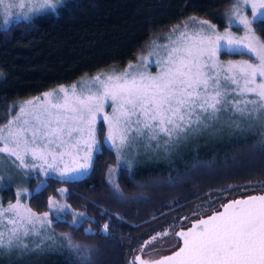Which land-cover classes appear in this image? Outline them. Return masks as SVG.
Segmentation results:
<instances>
[{"label": "snow or ice", "instance_id": "6c2138e0", "mask_svg": "<svg viewBox=\"0 0 264 264\" xmlns=\"http://www.w3.org/2000/svg\"><path fill=\"white\" fill-rule=\"evenodd\" d=\"M62 4L0 0V9L6 17L11 9H19L16 14L27 19L45 10L55 12ZM223 20V32L194 16L174 26L166 44L153 43L149 50V56L157 57L155 74L147 71L146 58L138 56L120 74L82 78L70 88L60 86L19 104V113L0 125V187L5 178L11 182L30 173H54L65 184L83 181L96 170L94 157L107 148L115 153V166L106 168L109 190L119 200L138 199L126 197L114 179L121 166L130 171L143 154L168 155L194 137L225 127L264 129V38L257 35L264 31V0H230ZM234 25L243 35L231 31ZM224 54L248 58L221 61ZM106 103L110 114H104ZM98 120L107 125L103 142L97 140ZM257 184V194L230 198L221 204L223 211L206 214V208L187 230L157 233L138 250L145 253L146 246L174 235L180 240L171 242V255L158 260L134 255L129 264H264V183L249 182L248 187ZM57 192L67 194L69 189ZM27 194L26 187H18L15 202L5 207L0 200V254L60 251L67 252L73 264H96V246L78 241L75 234L82 230L86 239L107 237L111 219L98 229L84 228V222L95 225L86 210L49 196L48 210L38 214L22 202ZM57 224L72 231L57 234L52 231Z\"/></svg>", "mask_w": 264, "mask_h": 264}, {"label": "trees", "instance_id": "16d2710c", "mask_svg": "<svg viewBox=\"0 0 264 264\" xmlns=\"http://www.w3.org/2000/svg\"><path fill=\"white\" fill-rule=\"evenodd\" d=\"M229 6L230 0H67L54 13L11 22L0 28V125L20 100L125 67L190 17L222 27ZM257 35L264 38V31ZM102 134L99 126L98 136ZM262 140L257 127L246 132L224 128L200 135L167 159L141 160L130 171L120 167L114 179L126 197L138 198L129 200H119L109 190L106 168L115 163L112 152L104 148L94 157L96 170L88 178L67 184L48 178L27 203L41 212L49 195L58 187L68 188L64 200L73 209L86 210L95 221V225L84 222V228L98 229L111 219L107 237L86 239L82 230L75 234L78 241L96 246V264H129L134 250L162 228L185 222V217L209 211L226 199L260 191L261 184L255 189L248 184L264 183ZM229 185L235 187L229 190ZM151 223L160 224L157 232L144 235L142 230ZM53 230L72 231L63 224ZM0 264H73V258L67 252L50 251L24 262L0 254Z\"/></svg>", "mask_w": 264, "mask_h": 264}, {"label": "rangeland", "instance_id": "374dc122", "mask_svg": "<svg viewBox=\"0 0 264 264\" xmlns=\"http://www.w3.org/2000/svg\"><path fill=\"white\" fill-rule=\"evenodd\" d=\"M66 1H67V0H63V4H64ZM63 4H62V5H63ZM59 7H60V6H58V8H59ZM229 7H230V6H229ZM58 8H57V9H58ZM19 11H21V10L16 9V8H13V9H11L12 15H11L10 17H6V16L4 15V10H3V9H0V28H3V27H5V26H7L8 24H10L11 22H14V21H17V20H20V19H23V20H29V19L36 18V17H38V16L41 15V14H45V13H54L52 10H45V11L40 12V13L30 14L29 17H28L27 19H25L23 16H21V15H17V14H16V13L19 12ZM56 11H57V10H56ZM56 11H55V12H56ZM248 15H249V16L251 15L250 11H249ZM5 19H7V23H4V20H5ZM197 19H201V18H197ZM223 21H224V20H223ZM184 22H189V19H186V20L180 22V23L177 24V25H182ZM177 25H175V26H177ZM226 26H227L226 21H224V25H223L222 27H217V29H218L220 32H223V30H224V28H225ZM173 27H174V26H173ZM173 27H171V29H172ZM171 29H170V30H171ZM170 30H169V31H170ZM169 31H168L167 33H165V34L162 36V38H160V39H158V40H154V41L150 44L149 47H147L142 53H140V54L138 55V56H144V57L146 58V63L148 64L147 71H149V72H151V73H153V74H155L156 71H157V66H156V64H155V60L157 59V57H156V56H149V55H148L149 50H150L151 46L153 45V43H155L156 45L166 44V43L168 42L166 38H167V36H168ZM231 31H232L235 35H243V32H242L241 30H239V26H236V25L232 26ZM138 56H137V57H138ZM137 57H136V58H137ZM247 58H248V57H246V56H244V57H239V56H238V57H231V56H230V57H225L224 55H220V56H219V59H220L221 61L240 60V59H247ZM136 62H137V60L135 59V60H134L133 62H131V63L135 64ZM129 64H130V63H129ZM129 64H127L125 67H122V68H120V69H116V70H108V71H101V72L96 73V74H94V75L84 76V77H82V78H91V77H94V76H96L97 74H100V73L108 74V73L115 72L116 74H120V73H122V72L125 71V69L127 68V66H128ZM82 78H81V79H82ZM81 79L78 80V81H81ZM78 81L73 82V83H71V84H67V85H57V86L52 87V88H50V89H48V90H46V91H44V92H41V93L37 94V95H35V96L29 97V98H27V99L20 100L19 102H17V103L13 106V108H12L13 110H12L11 113L9 114L8 119L6 120L5 123H7V121H8L9 119L14 118V117L19 113L20 109H19V106H18V105L21 104L22 102L27 101V100H30V99H33V98H35V97H43V94H44V93L52 92L53 90L58 89L60 86H64L65 88H70V86H72L73 84H77ZM78 87H79V85H78ZM111 111H112V109H111L110 107H108V105H107V103H106V105H105V110H104V114H110ZM5 123H4V124H5ZM99 126H102V127H103V134H102L100 137H99L98 134H97V140L100 141V142H103V141L105 140V138H106V135H107V125H106V123H103L102 121L98 120V122H97V128H98V129H99ZM217 127H219V126H217ZM225 129H226V130H230V129L226 128V127H225ZM249 129H252V128H245V129H243V130H245V132H246V131H248ZM257 129L259 130L260 135H261V136H264V129H260V128H258V127H257ZM232 130H236V129H231L230 131H232ZM199 136H200V135H199ZM199 136L194 137V138H193L192 140H190V141H191V142H195L194 140H196V138H198ZM102 147H103V145H102ZM178 150H179V149H177V150L174 151V152L169 153L168 155H164L163 153H160V154H143V155L138 159V161L135 163L134 167H135L136 165H138V164L140 163L141 160H147V159H148V161H151L154 157L158 158V160H160V159H163V160H164V159H167V158H169V156H171L173 153H177ZM111 152H112V154H113V160H114V163H115V153H114V151H111ZM0 155H2V154H0ZM154 159H155V158H154ZM121 167H125V168H126V166H121ZM134 167H133V168H134ZM48 178H52V179L59 180L58 177H57L54 173L51 174V175H49V176L32 175V174L30 173L29 176H28L27 178H22L21 176H14L11 182H9V181L7 180V178H5V181H4V185H3V187H0V200L3 201L4 206L6 207L7 204H8L10 201L15 202V200H16V190H17V188H18V187H26V188L28 189V194L25 195V196L23 197L22 202L28 206L27 200H28L29 195H30L33 191H36V190H38V189L41 188V187H38V185L40 184V181H44V184H43V186H44V185L46 184ZM43 186H42V187H43ZM59 188H64V187H58L57 189H59ZM57 189H56V193H55V194H51V195H49V196H54L59 202H66V201L64 200V198H63L65 193H58V192H57ZM49 196H48V197H49ZM48 197H47V199H46V210H43V211H41V212H36V211H34V212H36V213L39 214V213H43L44 211H47V210H48V209H47V201H48ZM28 207H29V206H28ZM187 218H188V219H184V220H189V219H190V217H187ZM67 219L70 220V219H71V216L69 215V216L67 217ZM186 223H187L186 221H185V222H184V221H181L180 223H178V224H176V225H172V226H169V227L162 228L163 231H160V232H157V229H156L157 226H159L160 224H159V223H151V224L145 226V228L142 230V233H143L144 235H146L147 233H150V235H151V234H153L154 231L157 232V233H163V232H165V231H170L171 229L175 228L177 225H179V226H183V225L186 224ZM52 231H54V230L52 229ZM54 232H55V231H54ZM55 233H57V232H55ZM57 234H58V233H57ZM143 234H142V235H143ZM150 235H149V236H150ZM150 238H152V236H151ZM174 241H176L174 235L163 236L160 240L153 242L152 245L146 246V247H145V251L149 252V251H152V249H156L155 251L164 250V249H166V248L168 249V248L170 247L171 242H174ZM135 250H137V249H135ZM135 250H134V251H135ZM152 252H153V251H152ZM133 253H134V252H133ZM4 255H6V256H8V257H10V258L17 259V260H21V261H24V262H25V261H28V260H30V259L33 260V259L37 258V256L40 255V254H29V255H26V256L21 257L18 253L13 252V253H11V254H4Z\"/></svg>", "mask_w": 264, "mask_h": 264}, {"label": "water", "instance_id": "95a60500", "mask_svg": "<svg viewBox=\"0 0 264 264\" xmlns=\"http://www.w3.org/2000/svg\"><path fill=\"white\" fill-rule=\"evenodd\" d=\"M259 191L257 192H251V193H248V194H244V195H239V196H236V197H233V198H244L246 197L247 195H250V194H257ZM230 199V198H229ZM228 199H226L225 201H223L222 203L218 204L217 207L213 208V209H217L219 211H223V208L221 207V204L223 203H227ZM205 213V212H204ZM206 214H211V209L209 211H207ZM200 218V214L196 215V216H193L191 217L189 220H187L186 224H184L183 226H179L177 225L174 230L175 231H180V230H187V228H190L192 223L195 222L196 219ZM175 237V236H174ZM176 241H179L180 238L179 237H175ZM146 240H150V239H146ZM182 243V242H181ZM144 244V243H143ZM142 244V245H143ZM141 245V246H142ZM140 246V247H141ZM137 248V250H135V252L132 254V258L131 260L133 259L134 255H141V258L142 259H145V260H158L160 259L161 257L165 256V255H171L172 253V249L171 247H169L168 249H164V250H159V251H145V253H148V255H145V253H140L138 250L140 249Z\"/></svg>", "mask_w": 264, "mask_h": 264}]
</instances>
